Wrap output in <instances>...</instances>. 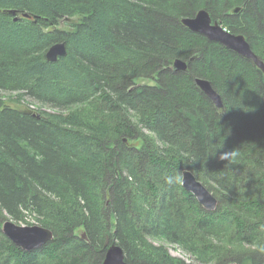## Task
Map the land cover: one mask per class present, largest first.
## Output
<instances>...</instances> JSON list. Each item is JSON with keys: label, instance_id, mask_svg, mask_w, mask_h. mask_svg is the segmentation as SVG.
<instances>
[{"label": "trees", "instance_id": "trees-1", "mask_svg": "<svg viewBox=\"0 0 264 264\" xmlns=\"http://www.w3.org/2000/svg\"><path fill=\"white\" fill-rule=\"evenodd\" d=\"M200 9L264 61V0H0V89L22 92L0 96V264H102L111 244L128 264H264L220 241L229 221L242 238L245 214L264 217V73L182 23ZM62 41L67 55L48 62ZM25 96L70 110L25 107ZM233 149L234 161L219 158ZM185 169L215 210L165 179ZM26 213L55 236L31 251L2 230Z\"/></svg>", "mask_w": 264, "mask_h": 264}, {"label": "water", "instance_id": "water-1", "mask_svg": "<svg viewBox=\"0 0 264 264\" xmlns=\"http://www.w3.org/2000/svg\"><path fill=\"white\" fill-rule=\"evenodd\" d=\"M240 9V7H236L234 13H237ZM182 23L190 30L204 35L209 40L219 42L239 55L253 60L256 66L264 73V61L253 51L246 37L243 34L232 33L218 21H213L208 10L200 9L194 16L183 18ZM67 52L66 42H57L48 48L45 57L48 62H56L60 57L66 56ZM172 66L176 70H187L188 63L183 59L177 58ZM195 83L218 108H223V98L210 80L197 77ZM182 185L196 197L200 205L206 210L213 211L217 208V197L190 169H185L182 172ZM2 230L17 246L27 251L41 248L55 238L53 230L48 227L18 225L10 220L3 223ZM83 236L84 238L86 237L85 234ZM125 256L121 245L111 244L107 248L102 264H128Z\"/></svg>", "mask_w": 264, "mask_h": 264}, {"label": "clouds", "instance_id": "clouds-1", "mask_svg": "<svg viewBox=\"0 0 264 264\" xmlns=\"http://www.w3.org/2000/svg\"><path fill=\"white\" fill-rule=\"evenodd\" d=\"M238 153L233 149L232 151L222 152L220 159L227 162L234 161ZM168 183L180 182L181 176H167L165 177ZM243 223L247 233L242 238H233V225L229 221L221 229L220 241L223 243L225 238L231 241L226 246L228 250L234 254L252 253L258 256H264V217L258 216L255 213H247L243 216ZM226 234V235H225Z\"/></svg>", "mask_w": 264, "mask_h": 264}, {"label": "rangeland", "instance_id": "rangeland-1", "mask_svg": "<svg viewBox=\"0 0 264 264\" xmlns=\"http://www.w3.org/2000/svg\"><path fill=\"white\" fill-rule=\"evenodd\" d=\"M136 81L138 83H146V82L154 83L153 81H149L148 79H145V78H137ZM21 93L22 92L7 91V90L0 89V96L5 97L6 99L14 97L17 94L19 95ZM24 100H25V102H23L22 105L25 106V107H30L32 109H36V108L45 109V110H47L49 112H54V113L59 111L58 109H56V108H54V107H52L50 105L42 104L40 102L34 101L33 99H31L28 96H25ZM13 104H15V103H13ZM69 110L70 109H64V110H61L59 112L66 113ZM25 215H26L25 216V220H15V219L11 218L10 216H8V219L5 220V221L10 220V221L15 222L18 225H38L39 224V222L37 221V215L36 214H34V213H32V214L26 213ZM155 243L164 245L172 256H174L176 258H179V259H182L186 263H199L195 259L194 255H192L190 252H188L185 249H183V247H181L180 245H177V244L172 243V242H168V241H166L164 239L155 240Z\"/></svg>", "mask_w": 264, "mask_h": 264}]
</instances>
